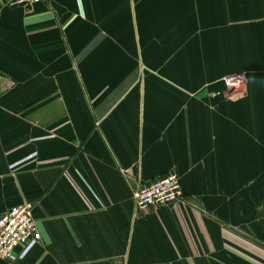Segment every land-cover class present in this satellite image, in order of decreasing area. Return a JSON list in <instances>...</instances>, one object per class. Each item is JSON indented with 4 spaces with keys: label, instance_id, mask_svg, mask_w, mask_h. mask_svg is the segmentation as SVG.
Listing matches in <instances>:
<instances>
[{
    "label": "crops",
    "instance_id": "0c3cea01",
    "mask_svg": "<svg viewBox=\"0 0 264 264\" xmlns=\"http://www.w3.org/2000/svg\"><path fill=\"white\" fill-rule=\"evenodd\" d=\"M167 172L183 199L138 210ZM24 201L41 238L0 264H264V0L0 2V213Z\"/></svg>",
    "mask_w": 264,
    "mask_h": 264
},
{
    "label": "built area",
    "instance_id": "2783aa9c",
    "mask_svg": "<svg viewBox=\"0 0 264 264\" xmlns=\"http://www.w3.org/2000/svg\"><path fill=\"white\" fill-rule=\"evenodd\" d=\"M48 0H0L6 5H22L30 8L35 3ZM227 85H239L238 75L224 77ZM132 197L138 210L159 206L183 199L179 176L167 172L151 178L147 183L136 186ZM33 203L24 201L11 205L0 213V258L10 261L17 249L40 240V231L33 216Z\"/></svg>",
    "mask_w": 264,
    "mask_h": 264
}]
</instances>
